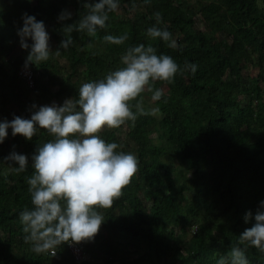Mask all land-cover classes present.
Returning <instances> with one entry per match:
<instances>
[{
	"label": "trees",
	"instance_id": "1",
	"mask_svg": "<svg viewBox=\"0 0 264 264\" xmlns=\"http://www.w3.org/2000/svg\"><path fill=\"white\" fill-rule=\"evenodd\" d=\"M116 2L123 9L109 13L104 29L98 28L94 37L73 31V43L63 49L62 29L87 13L85 0H0V102L15 104L11 112L0 107V122L16 116L30 119L40 107L32 108L35 96L48 102L53 97L78 98L83 83L99 81L123 67L120 57L128 47L151 45L157 55L171 56L181 69L186 62L197 66L194 74L190 69L177 73L172 83L155 82L156 89L165 85L171 90L157 101L159 114L141 97L147 114H139L137 101H132L137 119L124 124L125 135L107 128L99 133L106 143L120 146L117 152L133 154L138 171L111 208L96 209L104 222L86 246L90 259L77 257L69 243L59 246L54 257L36 254L25 243L19 216L33 208L27 183L34 172L32 156L54 137L38 129L27 140L7 130L0 143V162L13 167L0 169V264H217L240 234L253 226L257 210H264V11L260 0H196L195 6L187 0ZM64 11L71 18L60 21ZM156 12L161 13L159 24ZM25 13L44 25L51 23L55 48L68 60L70 71L61 72L56 58L29 65L34 73L32 85L21 75L25 62L12 52ZM198 13L206 28L196 18ZM152 27L168 30L178 47L151 39L147 30ZM125 34L124 44L104 40L103 49L93 52L94 39ZM27 43L31 45V39ZM25 51L29 54L30 49ZM252 63L260 68L257 75L245 71ZM241 93L245 96L237 98ZM154 132L159 142L154 141ZM13 152L27 156L24 172L13 171L18 165L5 159ZM248 212L252 218L245 222ZM96 243L101 245L92 250ZM245 254L249 264H264V253L255 247H246Z\"/></svg>",
	"mask_w": 264,
	"mask_h": 264
},
{
	"label": "clouds",
	"instance_id": "2",
	"mask_svg": "<svg viewBox=\"0 0 264 264\" xmlns=\"http://www.w3.org/2000/svg\"><path fill=\"white\" fill-rule=\"evenodd\" d=\"M83 7L87 13L79 22L63 27L66 38L60 48L67 49L73 43V31L94 37L98 28L106 27L109 13L116 12L119 6L116 0L94 3L85 0ZM154 15L159 24L161 13ZM70 18L71 13L67 11L59 16L60 21ZM23 20L18 35L21 48L30 49L24 65L28 68L47 61L52 51L44 23L27 13ZM147 35L153 40L159 38L169 48L178 47L177 40L166 29L152 27ZM29 38L31 45L27 43ZM127 39V34L104 36L105 42L116 45L124 44ZM55 55H60L59 49ZM120 60L123 67L99 81L83 83L78 98L67 99L62 106H40L30 119L16 116L10 122H0V143L9 128L13 136L21 135L27 140H31L38 129L54 137L39 146L32 156L34 172L27 183L33 208H26L19 216L26 234L25 243H30L36 254L50 253L54 257L62 244L90 241L98 234L104 217L96 209L111 208L138 171V160L133 154L117 152L120 146L106 143L99 133L105 128H119L127 121H135L137 113L132 110V101H137L135 108L139 114H147L141 107V94L152 93L153 102L163 96L162 89H153L155 82L172 83L177 73L190 69L194 74L197 70L195 64L187 62L181 69L171 56L157 55L155 47L144 44L128 47ZM36 107L32 105L33 109ZM5 159L18 165L13 168L16 173L28 167V158L23 154L13 152ZM251 218L252 213L248 212L245 222ZM254 220L253 226L240 234L237 244L221 256L217 264H249L245 254L248 246L264 253V210L258 209Z\"/></svg>",
	"mask_w": 264,
	"mask_h": 264
},
{
	"label": "rangeland",
	"instance_id": "3",
	"mask_svg": "<svg viewBox=\"0 0 264 264\" xmlns=\"http://www.w3.org/2000/svg\"><path fill=\"white\" fill-rule=\"evenodd\" d=\"M188 2H189V4L191 5V6H195L196 5V0H187ZM262 0H260V5H261V7H262V10L264 11V6H263V3L261 2ZM123 8H122V6H119L118 7V10L120 11V10H122ZM196 18L198 19V21H199V23L202 25V27H204V28H206V26H205V22H204V20L201 18V16H200V14L198 13L197 15H196ZM20 25L23 27V25H24V20L22 19L21 21H20ZM45 29H46V31H47V33H48V35H49V48H50V50L52 51L51 53H50V56H49V59L50 60H53V59H56L57 58V66H58V68L60 69V71L61 72H64V74L66 73V72H68V71H70V67H69V62H68V60L66 59V58H63V57H61L60 55L59 56H56L55 55V51H57L56 50V48H55V46H56V41H55V38H54V35H53V30H52V25H51V23L50 22H47L46 23V25H45ZM122 33V32H121ZM218 37H221L222 38V35L221 34H218ZM30 39V38H29ZM28 39V40H29ZM27 40V41H28ZM93 52H96V53H99L102 49H103V47H104V39L102 38V37H98V38H96V39H94V41H93ZM95 46V47H94ZM12 55L13 56H17L20 60H22V61H26V58H27V56H28V52L27 51H25V49H22L21 48V46H20V37H19V35H18V39H17V43H16V45H15V48H14V50H13V52H12ZM23 62V63H24ZM25 65V64H24ZM23 65V66H24ZM259 70H260V68L258 67V65L257 64H254V63H252V64H250L249 65V67H246L245 68V71L246 72H249V74H251V75H257L258 74V72H259ZM79 79H81V78H78V80ZM48 84V83H47ZM262 85H264V81H262ZM153 86V89L155 90L156 88H155V83L152 85ZM52 87V86H51ZM53 88H54V86H53ZM53 88H51V90L53 91ZM162 90H163V94H169L170 92H171V90H170V88L169 87H167V86H162ZM1 94H2V92L0 91V101H1V99H2V96H1ZM151 95H152V93H150V92H145V93H142L141 94V97L143 98V100H145L150 106H151V108H152V110L154 111V112H156L157 114H159V112H158V106H157V101H155V102H153L152 100H151ZM245 96V93H241V94H238L237 95V98H243ZM67 99H70V98H67ZM66 99V100H67ZM63 103H64V101L63 100H58V99H56L55 97H53L49 102L48 101H46L45 99H43V98H38V97H36L35 96V105L37 106V105H39V106H45V105H47V106H52L53 104H55L56 106H62L63 105ZM0 107L2 108H4L6 111H8V112H11L14 108H15V104L14 103H12L11 101H6V102H3V103H1L0 102ZM1 108H0V111H1ZM0 115H2V113H0ZM114 129H116V130H118L119 131V133L123 136V135H125V127H124V125H122L121 127H119V128H114ZM153 137H154V141H156V142H159V139H158V136H157V134H156V132H154L153 133ZM13 167V165L12 164H10V163H6V164H3L2 162H0V169H3V171L5 170H9L10 168H12ZM190 198H191V195L190 194H188L187 193V199L190 201ZM150 212L152 213V211L150 210ZM180 233V232H179ZM178 239L181 241L182 240V235L181 234H179V236H178ZM90 244V241H84V242H81L80 243V245H81V248H82V250H83V252H82V250H81V252H80V254H79V256H77L76 254V256L77 257H79L80 259H86V258H88V259H90L91 258V256H90V252H88L87 250H86V246L87 245H89ZM99 245H101V244H98V243H96V244H94L92 247V250H95ZM101 247V249H102V246H100ZM134 248H135V246H133ZM132 253V252H131Z\"/></svg>",
	"mask_w": 264,
	"mask_h": 264
},
{
	"label": "built area",
	"instance_id": "4",
	"mask_svg": "<svg viewBox=\"0 0 264 264\" xmlns=\"http://www.w3.org/2000/svg\"><path fill=\"white\" fill-rule=\"evenodd\" d=\"M20 73L31 85L33 84V82H34V78H33L34 73L32 71V68H30V67L25 68L24 66H22L21 70H20ZM69 247L73 251L74 254L79 256V254H80V252L82 250L80 243L79 244L69 243ZM82 252H83V250H82Z\"/></svg>",
	"mask_w": 264,
	"mask_h": 264
}]
</instances>
